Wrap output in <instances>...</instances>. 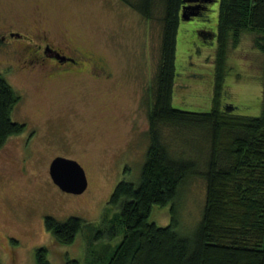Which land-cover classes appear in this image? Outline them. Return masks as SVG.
Instances as JSON below:
<instances>
[{
    "label": "rangeland",
    "instance_id": "374dc122",
    "mask_svg": "<svg viewBox=\"0 0 264 264\" xmlns=\"http://www.w3.org/2000/svg\"><path fill=\"white\" fill-rule=\"evenodd\" d=\"M208 8L207 19L196 13V18L182 16L180 22L173 106L182 110L209 111L214 104L221 42L213 37L207 43L200 31L216 32L219 2ZM18 20L29 24L23 27L28 34L49 37L68 51L76 47L89 53L105 71L102 77L86 72L48 79L42 66L24 62L27 54L16 45L0 43V74L22 95L13 119L27 122V131L35 129L27 147L13 136L0 150V264H36V250L42 246H48L50 264H65L61 253L79 264H91L87 261L94 257L95 264H106L119 241L90 238L115 215L108 201L126 167V177L134 181L142 169L148 91L156 85L162 22L158 15L145 19L122 0H0V36L21 28ZM227 34L222 107L232 103L237 108V114L229 111L228 116L261 115L264 33L231 29ZM24 65L34 66L27 70L30 74ZM189 137L180 130L175 139L194 156L199 143L190 145ZM54 156L83 166L85 191L67 192L55 184L50 173ZM185 190L179 198L183 226L200 217L206 185L195 178ZM162 208L151 219L166 226L170 205ZM46 215L59 221L78 216L85 225L72 243L57 244L45 227Z\"/></svg>",
    "mask_w": 264,
    "mask_h": 264
},
{
    "label": "trees",
    "instance_id": "16d2710c",
    "mask_svg": "<svg viewBox=\"0 0 264 264\" xmlns=\"http://www.w3.org/2000/svg\"><path fill=\"white\" fill-rule=\"evenodd\" d=\"M122 1L145 19L159 16L160 58L156 85L148 91V146L139 177L128 179L130 168L126 167L108 201L115 215L106 218V226L95 228L91 242L119 241L106 264H264V96L261 115L228 116L229 111L237 114V108L232 103L222 107L227 32L264 33V0H213L219 2L215 38L221 48L209 111L173 106L177 34L183 6L188 3ZM208 10H188L186 16L192 20L197 13L207 19ZM200 34L207 43L213 41ZM260 47L264 50V44ZM21 100L22 95L0 74V150L9 138L26 129V124L13 119ZM180 130L189 133L190 145L198 141V154L193 156L179 146L175 138ZM195 178L205 182V202L198 220L184 223L191 226L185 230L179 198ZM168 205L171 221L160 226L151 219L152 213ZM44 220L57 244L72 243L85 225L74 215L65 221L46 215ZM61 256L65 264L80 263L67 253ZM36 264H50L48 246L36 250Z\"/></svg>",
    "mask_w": 264,
    "mask_h": 264
},
{
    "label": "flooded vegetation",
    "instance_id": "af4514ba",
    "mask_svg": "<svg viewBox=\"0 0 264 264\" xmlns=\"http://www.w3.org/2000/svg\"><path fill=\"white\" fill-rule=\"evenodd\" d=\"M209 3H214V1L202 0L200 3L192 4L198 6V8L195 9L191 6L192 8L187 10L198 12L207 10ZM18 24L21 28L10 29L7 33L2 34L0 36V43L16 45L18 52L27 54L24 62L34 66H42L41 69L48 71V79L67 78L69 75H82L80 73L86 72H94L95 74H90L92 77H102L104 75L102 74L105 71L104 67L101 64L98 65L99 63L96 61H93L89 53L76 47H71L69 51L65 50L61 46H56L55 41L49 37H42L43 39H41L35 34H28L30 32L25 31L23 27H29V24L20 20H18ZM202 32L207 38H213L216 35V32L211 30H203ZM32 67L24 65V70H30ZM27 72L29 73V71ZM24 124L27 126V122H24ZM34 130H25L23 133L15 135L14 137H19L23 146L27 147L30 144L31 134L34 133Z\"/></svg>",
    "mask_w": 264,
    "mask_h": 264
},
{
    "label": "water",
    "instance_id": "95a60500",
    "mask_svg": "<svg viewBox=\"0 0 264 264\" xmlns=\"http://www.w3.org/2000/svg\"><path fill=\"white\" fill-rule=\"evenodd\" d=\"M199 1L202 0H184L185 3H188L182 9L184 19L189 18V16H186L187 9L192 7L195 9L198 8V6L192 5V3ZM50 173L55 184L64 191L82 193L87 188L88 180L85 169L76 160L56 157L51 162Z\"/></svg>",
    "mask_w": 264,
    "mask_h": 264
}]
</instances>
